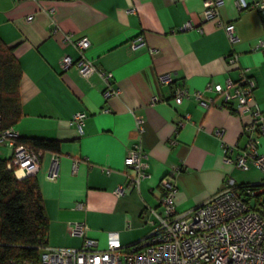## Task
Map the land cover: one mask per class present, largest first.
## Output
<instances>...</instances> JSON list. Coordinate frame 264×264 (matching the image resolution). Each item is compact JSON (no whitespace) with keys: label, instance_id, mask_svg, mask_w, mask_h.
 Instances as JSON below:
<instances>
[{"label":"crops","instance_id":"crops-1","mask_svg":"<svg viewBox=\"0 0 264 264\" xmlns=\"http://www.w3.org/2000/svg\"><path fill=\"white\" fill-rule=\"evenodd\" d=\"M204 3L0 0V38L13 46L22 71V115L15 128L19 136L60 141L58 152L42 151L34 175L48 218V245L81 244L80 236L68 232L72 220L84 221L88 235L100 246L108 230L118 231L121 243L130 244L155 224L148 211L161 210L163 175L174 178L180 213L233 177L234 166L224 161L220 140L234 145L232 155L244 145L246 116L234 111L236 100L231 108L223 106L222 94L206 89L210 105L203 107L192 93L177 101L174 91L178 86L193 91L207 83H223L226 77L237 79L238 67L226 60L234 51L239 64L249 67L255 99L264 111V46H254L264 37V14L253 7L238 10L234 0H223L220 20L232 21L238 36L231 45L216 19H202ZM186 22L191 26L183 28ZM65 32L89 39L86 56L98 69L112 72L118 95L103 97L105 82L97 71L85 77L74 66L60 67L61 55L78 57L76 48L62 41ZM138 33L146 45L132 50L129 40ZM165 74L170 81L160 79ZM79 110L85 111L81 132L71 122ZM136 115L144 117L142 130ZM135 143L147 154L146 175L136 189L128 185L131 171L124 165L127 149ZM11 156V145L0 141V158Z\"/></svg>","mask_w":264,"mask_h":264},{"label":"built area","instance_id":"built-area-1","mask_svg":"<svg viewBox=\"0 0 264 264\" xmlns=\"http://www.w3.org/2000/svg\"><path fill=\"white\" fill-rule=\"evenodd\" d=\"M204 2L202 19H216V24L223 28L227 40L233 45L238 39L235 25L232 21L225 22L219 17L218 9L223 0ZM234 3L238 10L253 7L264 13V0H234ZM27 18H31V15ZM190 26V22L183 24V28ZM62 41L72 44L78 51L76 59L68 54L61 55L59 64L63 70L74 66L85 77L97 71L105 82L103 97L119 94L120 88L111 82L112 72L98 69L86 56L85 50L90 44L86 36L73 37L70 32H65ZM145 45L146 41L141 33L129 40L132 50ZM254 46H264V37L258 38ZM226 60L238 67L237 79L226 77L223 83H207L204 89L193 91L178 86L174 97L180 101L192 93L200 105L208 107L210 103L204 97V90H214L222 94V105L229 108L235 99L237 105L234 111L246 116L241 130L245 142L232 155L234 145L224 144L220 140L223 159L241 169L250 165L260 168L263 175L259 182L237 184L233 177L228 176L222 188L193 208L180 213L175 207L176 183L171 173L165 174L160 179L161 210L149 208L148 215H154L155 224L150 232L138 240L124 245L118 231L108 230L105 245L100 246L95 237L88 235L89 226L84 221L72 220L68 223V232L82 238L79 246H51L43 238L37 245V260H26L19 264H264V199L261 198L264 192V111L255 99V80L249 67L239 64L238 55L234 51L227 54ZM160 79L171 80L167 74L160 75ZM84 116L85 111L79 110L71 118L79 132L82 131ZM143 121L142 115L135 116L139 130H142ZM215 133L221 136L220 129H215ZM17 136L19 133L15 125L5 128L0 126V141H6L12 147L8 166L13 169L17 178L34 176L39 168L42 151L16 143ZM146 157L140 143L127 149L124 165L127 171H131L127 172L131 188H138L140 180L146 175ZM49 174L50 177L54 176L51 172ZM115 192L121 193L122 187H116ZM77 205L81 207V203Z\"/></svg>","mask_w":264,"mask_h":264},{"label":"trees","instance_id":"trees-1","mask_svg":"<svg viewBox=\"0 0 264 264\" xmlns=\"http://www.w3.org/2000/svg\"><path fill=\"white\" fill-rule=\"evenodd\" d=\"M21 75L13 46L0 38L1 128L15 125L22 115ZM15 142L41 151L58 152L60 149V141L55 138L17 136ZM8 162L9 159L0 158V264L36 261L37 245L46 237L48 218L35 177L17 178Z\"/></svg>","mask_w":264,"mask_h":264},{"label":"rangeland","instance_id":"rangeland-1","mask_svg":"<svg viewBox=\"0 0 264 264\" xmlns=\"http://www.w3.org/2000/svg\"><path fill=\"white\" fill-rule=\"evenodd\" d=\"M233 167V165H231ZM231 175L235 177L236 182L238 184H245V183H255L259 182L262 178V170L254 165H250L246 169H241L238 167H234ZM261 198L264 199V192L261 194ZM253 204V200L250 201Z\"/></svg>","mask_w":264,"mask_h":264}]
</instances>
